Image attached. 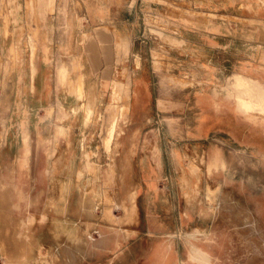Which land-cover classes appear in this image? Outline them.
Listing matches in <instances>:
<instances>
[{
  "label": "rangeland",
  "instance_id": "rangeland-1",
  "mask_svg": "<svg viewBox=\"0 0 264 264\" xmlns=\"http://www.w3.org/2000/svg\"><path fill=\"white\" fill-rule=\"evenodd\" d=\"M113 1L136 11L123 32L78 38L98 102L73 68L58 81L55 58L38 74L45 97L28 96L36 0H0V249L13 264H264V65L185 46L191 28L241 21L191 0ZM55 3L65 32L81 6ZM109 111L123 122L106 145Z\"/></svg>",
  "mask_w": 264,
  "mask_h": 264
},
{
  "label": "crops",
  "instance_id": "crops-1",
  "mask_svg": "<svg viewBox=\"0 0 264 264\" xmlns=\"http://www.w3.org/2000/svg\"><path fill=\"white\" fill-rule=\"evenodd\" d=\"M77 1L81 6V11H78V13L76 12V14L69 13L67 15L65 20L66 30L63 32L60 31L58 27L59 15L55 0H36L35 9L39 16L36 20L39 25L33 29V35L38 40V46L35 45L31 37L29 49L27 46L28 52H26L27 50L25 51V60L28 65L33 66L30 86L28 87L29 97L33 96L34 93L39 100L45 97L46 89L38 87V74H40L42 69H45L47 65L52 64L55 58L59 59V61H55L57 64L56 77L58 81L63 82L60 76V71L63 66H67L68 71L71 67L76 70V76L74 79H70V83L78 90H83L84 98L87 100L94 99L96 96L92 93L93 89L89 88L90 82L93 79L92 72L88 69L82 72L83 64L91 65L90 61L94 54L92 52L91 55L85 53L80 46L81 42L79 43L78 41L79 34H81L80 27L83 29L87 27L86 32L96 30V33L93 32L95 37L97 35L100 40H103V38L108 37L113 32V30L109 28H113L117 33L118 31L122 33L123 31H121V29H123V25H128L131 18L136 15V11L133 13L129 4L124 1L123 4L120 5H117L113 0ZM191 2L197 10L218 17H231L241 21V23H225L224 21L217 20L213 26L205 25L199 29L191 28L190 32L185 33V39L187 41H185V46H187L186 55L189 59H200L204 54L210 51L221 57L230 54L231 59L241 65L242 63L264 65V0H191ZM20 16H25V14H20ZM4 19L5 22L14 21L16 23L20 21V18L16 16L15 12L12 20L7 18V16H4ZM23 25H26V21H23ZM4 31L7 36L3 38V41L7 42V50L11 60H13V57L15 58V61H11V64L14 63L18 65L17 60L19 57L17 56H19V53L17 50L18 47L16 43H14V37L8 36V29H4ZM82 34L84 37H87V33L83 32ZM109 38L113 40V37ZM12 40L13 43H11ZM60 49H63V52L59 51ZM229 49L230 51L228 52ZM65 51L68 52L66 58H70V60L66 62L64 61ZM119 58L120 56L117 53L115 56V53L112 52L109 60L103 63L113 66L118 63ZM70 64L71 66H69ZM36 65L38 66L36 67ZM106 72L104 74H106ZM108 75L106 77H108ZM106 77L104 79H106ZM254 80L258 79L254 78ZM114 83L121 84L122 82L113 81L112 88ZM15 85H17L16 82ZM19 94L20 92L18 91L16 96ZM111 98L113 101L118 99V95H116L113 90ZM102 100L104 99L102 98ZM97 101H101V94H99ZM22 104L24 106L23 102ZM15 105L16 104H14V106L12 105V110L19 113ZM40 107L43 108L41 105ZM35 110H39V107H35ZM28 112H30V109ZM107 114H115L113 124L116 130L119 126V120L123 122V117L118 116V112L113 111H109ZM127 115L128 114L124 116L125 123L127 122ZM190 173L192 172L190 171Z\"/></svg>",
  "mask_w": 264,
  "mask_h": 264
},
{
  "label": "bare ground",
  "instance_id": "bare-ground-1",
  "mask_svg": "<svg viewBox=\"0 0 264 264\" xmlns=\"http://www.w3.org/2000/svg\"><path fill=\"white\" fill-rule=\"evenodd\" d=\"M121 109H123V114H127L128 113V106L127 105H124L123 106V108H121ZM122 114V113H121ZM109 132V137H108V139L109 140H107L106 139V145H110V143H111V138L113 137V134H114V132H115V126H114V124H111V126H110V131H108ZM110 147V146H109ZM192 166V170L194 171V172H197V168L194 166V165H191ZM39 255V254H38ZM0 256H1V258H2V263L3 264H13V262L12 261H8L7 259H6V256L4 255V253H3V251H2V249H0ZM39 259H42V258H39ZM21 261H24V262H26L27 261V254H26V256L24 255V257L21 259ZM20 260H19V262H21ZM29 263V262H28ZM17 264H20V263H17Z\"/></svg>",
  "mask_w": 264,
  "mask_h": 264
}]
</instances>
